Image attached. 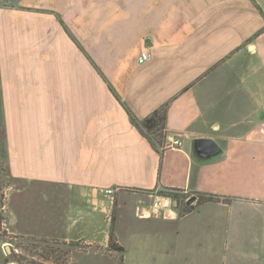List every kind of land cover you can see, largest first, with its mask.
Segmentation results:
<instances>
[{"label": "crops", "instance_id": "1", "mask_svg": "<svg viewBox=\"0 0 264 264\" xmlns=\"http://www.w3.org/2000/svg\"><path fill=\"white\" fill-rule=\"evenodd\" d=\"M0 95L5 197L58 194L60 241L107 236L94 212L146 209L157 190L196 197L175 219L143 218L174 228L172 252L181 237L201 242L191 264L217 254L208 242L264 225V0H0ZM160 110L180 149H155L130 116Z\"/></svg>", "mask_w": 264, "mask_h": 264}, {"label": "rangeland", "instance_id": "2", "mask_svg": "<svg viewBox=\"0 0 264 264\" xmlns=\"http://www.w3.org/2000/svg\"><path fill=\"white\" fill-rule=\"evenodd\" d=\"M3 125L0 95V181L7 185L8 151ZM5 202V221L0 231V264H191L193 260L205 259L200 253L201 242L185 237L178 240L181 249L172 252L169 246L175 241L174 228L167 229L168 223H153L140 218L138 205L132 201L119 210L115 207L110 217L99 210L92 214L94 227L108 230L107 236L104 234L99 240H89L94 236L91 234L87 236L89 239L69 242L58 240L59 233L52 227L63 219L60 214L62 201L58 194L51 191L32 193L27 190L20 195L15 187V191L7 193ZM186 204L180 202L178 217L185 214ZM6 217L8 223L18 222L25 233L29 231L33 236L9 234ZM242 227L244 230L240 239L208 242L209 249L215 246L217 250L215 256L209 257V264H264V225ZM180 232L183 235L185 231ZM75 234L76 231L71 235ZM48 235L53 236L47 238ZM110 236L115 240V249L110 246ZM6 246H10V254H7Z\"/></svg>", "mask_w": 264, "mask_h": 264}, {"label": "built area", "instance_id": "3", "mask_svg": "<svg viewBox=\"0 0 264 264\" xmlns=\"http://www.w3.org/2000/svg\"><path fill=\"white\" fill-rule=\"evenodd\" d=\"M152 55L149 49L144 50L138 59L139 64H145L150 61ZM183 145L182 136L180 134H166L164 148L170 149H180ZM105 194L113 197L115 194L114 190H106ZM175 195H179L180 199L177 200ZM191 196L184 190H157L153 194V201L151 205L144 209L141 206L138 207V216L140 218H165V219H175L178 217V210L174 203L177 201L179 203L184 201L188 205L191 200Z\"/></svg>", "mask_w": 264, "mask_h": 264}, {"label": "trees", "instance_id": "4", "mask_svg": "<svg viewBox=\"0 0 264 264\" xmlns=\"http://www.w3.org/2000/svg\"><path fill=\"white\" fill-rule=\"evenodd\" d=\"M133 122L137 125L139 130L143 133V135L149 140V142L152 144V146L155 149H159L160 147H163L165 142V130H166V110H160L154 112L150 117L138 121L136 118H134L131 114ZM7 185H4L0 181V231L2 229L3 223L5 221V218L3 216V208L5 207V189ZM175 198L177 200L180 199L179 195H175ZM214 200L212 197H201L199 199V202L201 201H211ZM191 206L186 205V210H184L185 213H189L191 211ZM110 246L115 249L116 243L113 238V236H110ZM18 262V261H17Z\"/></svg>", "mask_w": 264, "mask_h": 264}, {"label": "water", "instance_id": "5", "mask_svg": "<svg viewBox=\"0 0 264 264\" xmlns=\"http://www.w3.org/2000/svg\"><path fill=\"white\" fill-rule=\"evenodd\" d=\"M196 143L201 146L205 153H208L209 158H214L220 153L218 145L212 139H199L196 141ZM195 200L196 197L192 198L188 204H192L195 202ZM174 206L177 207V204L174 203ZM6 252L7 254L11 253L10 246H6Z\"/></svg>", "mask_w": 264, "mask_h": 264}]
</instances>
